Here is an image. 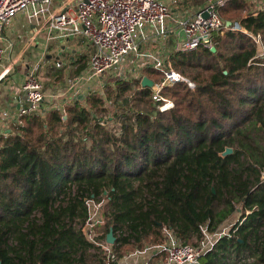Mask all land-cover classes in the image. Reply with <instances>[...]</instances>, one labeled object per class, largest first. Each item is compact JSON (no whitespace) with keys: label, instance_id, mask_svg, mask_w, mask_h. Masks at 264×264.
<instances>
[{"label":"trees","instance_id":"16d2710c","mask_svg":"<svg viewBox=\"0 0 264 264\" xmlns=\"http://www.w3.org/2000/svg\"><path fill=\"white\" fill-rule=\"evenodd\" d=\"M205 2L183 0L193 11ZM219 14L244 31L214 34L216 52L200 45L173 56L175 69L199 85L194 93L183 83L165 88L174 108L160 111L142 80L159 83L162 75L145 68L141 78L116 80L104 96L77 97L66 115L49 107L1 133L0 264H94L92 250L102 251L84 231L90 200H107L104 229L120 233L117 261L130 249L162 244L168 228L185 244L193 235L203 240V229L218 233L234 202L245 219L235 228L239 236L225 234L198 264H224L230 247L258 243L264 165L245 167L242 159L254 144L263 159L254 152L251 159L264 164V52L253 39L260 35L264 47V0H228ZM237 144L243 151L222 155ZM220 195H229V207L215 212Z\"/></svg>","mask_w":264,"mask_h":264},{"label":"built area","instance_id":"2783aa9c","mask_svg":"<svg viewBox=\"0 0 264 264\" xmlns=\"http://www.w3.org/2000/svg\"><path fill=\"white\" fill-rule=\"evenodd\" d=\"M227 1L207 0L196 11L189 9L180 13L175 10L178 0H0V63L9 49L7 45L4 47L6 29L16 17L25 15L35 25V36L45 33L48 41H69L77 37L87 40L91 51L87 67L90 78L118 71L130 58L133 59L129 72L132 69L135 72V64L144 61L145 68L154 69L162 75V80L154 83L151 89L153 99L162 102L158 108L164 112L174 108V103L162 95L165 88L178 83L185 84L193 93L199 88V85L175 69L173 56L180 51L194 50L200 45L213 48L216 33L244 31L239 24H232L220 16L219 9ZM171 36L183 37V40L172 47L167 55L142 49L143 44L154 38L166 39ZM253 39L259 47L262 46L260 35L253 36ZM56 66L61 68L62 64L57 62ZM36 72L37 68H34L23 84L26 107H20L16 114L3 115L4 120L12 118L11 124H22L24 117L41 111L45 95ZM77 88L75 82L70 83L75 97L81 92L77 93ZM90 202L93 203V200L88 201L89 206ZM99 222L96 223V218L90 213L86 227L93 229ZM168 229H165L162 244L146 247L134 255L149 253L152 258L166 252L167 257L156 264H198L200 258L212 251L225 235L215 233L216 238L208 244L205 239L209 233L204 230V239L199 245L193 246L181 242ZM88 233L91 234V231ZM93 243L101 246L108 257L102 264H118L108 244Z\"/></svg>","mask_w":264,"mask_h":264},{"label":"rangeland","instance_id":"374dc122","mask_svg":"<svg viewBox=\"0 0 264 264\" xmlns=\"http://www.w3.org/2000/svg\"><path fill=\"white\" fill-rule=\"evenodd\" d=\"M181 1L177 2V5H175L177 12L181 13V12L189 10V9L192 10L191 8L186 9L183 2H181ZM241 15H242V17L247 16V11L242 12ZM17 18H22V15L18 16ZM224 20H226V19H224ZM28 21L31 22L29 19H28ZM34 33H35V31H34ZM30 36H32L31 33H29V35L25 36L26 42L28 41V38ZM18 40H19V46L18 47L22 49V47H23L22 42H21L22 39H18ZM47 41H48L47 35L45 33L40 34L36 38L35 45L33 46V48L31 50H29V52H27V55L24 56L25 57L24 58L25 63L30 64V67H32V69L37 68L38 71L40 69L45 71V72L43 71L44 72L43 75L38 76L39 81L46 84L45 86H48V87L49 86H52V87L56 86V87L66 88L65 85L67 83H69V81L74 80L75 84H77L78 80H81L77 86L78 87L77 91H81L79 93V95L86 96V97H88L90 95L104 96V93L107 92L108 87L113 89L116 80H118L119 78H121V79L125 78V79H128L131 81V79L133 80L136 78H141L145 74L144 69H145L146 65H145L144 61H140L139 63L137 62L135 64L136 65V71L135 72L133 71V69L131 72H129V70L131 68L130 64H131L132 59H133V58H130V59H128V63L121 66V68L118 71H112V72L107 73V74L100 76V77L90 78V74L87 72L89 59H88L87 55H82V54L81 55L80 54H74L73 59L71 58L70 54L68 56H64V57L61 56L59 59V62L62 64V67L58 68L56 66L58 61H57L56 55L53 51H55V49H57L61 46L62 40H54L52 42L49 41L48 43H47ZM84 44H85V42H84ZM45 47H47L46 52L44 51ZM150 48L151 49L154 48L155 50L160 49L158 44H155V45L152 44V45H150ZM259 51H260V55L263 54L264 47L260 46ZM47 55L50 56V59L47 58ZM131 57H133L132 54H131ZM28 60H31V61H28ZM190 81H192V80H190ZM52 87H50V88H52ZM111 107H112L111 103H109L107 105V108L111 109ZM109 115L110 114H108V113L101 114V116H103V118H105V119H107L109 117ZM107 126L112 127L113 124H107ZM259 135H262V134L260 133ZM257 137H259V139H260L261 136H257ZM237 143H240V142H237ZM261 146H262V151L264 153V140L261 141ZM251 148H252L251 149L252 151L244 150L245 152L243 155H244L245 160L242 159V161H243L242 166H244V163H245L246 164L245 167H251L252 166V167L260 169L264 164H262L261 160L257 163L254 160H252L250 153L254 152L255 154H257L258 157L259 156L261 157V155H260L259 151L257 150L256 145L252 144ZM229 149L232 150L231 153L228 151ZM238 150L243 151V148H240L239 144H237L234 149L233 148H227L226 151L224 153H222V155L225 156V155L234 154V153H237L236 151H238ZM261 159H263V158L261 157ZM234 168H239V164L235 165ZM237 171H239V170H237ZM244 176L247 178L251 177L250 172L247 171ZM254 177L255 176L253 175L251 177V179L253 180ZM262 179H264V170H262ZM212 188H214V191L216 193L215 187L212 186ZM105 194H107V192ZM141 196L144 197V194H141ZM221 196L222 195L219 196L220 197L219 202L214 204L215 212H220L224 208L226 209L229 207L228 204L226 203V200H227L229 195H225V196H223V198H221ZM58 204H60V203L57 202L56 205H58ZM106 204H107V200H104L101 204H97L94 201H93V203L90 202V206H89L90 213L96 218V223L98 220L100 221L98 224H96V226L93 229L90 227L85 228L86 237L92 243L97 241L98 237H105L104 240H100L97 242L107 244V235L108 234L107 235L105 234V229H104V226L106 225V220L104 218V213L106 211V207H105ZM63 205H66V202H64ZM234 207L236 209L235 213H233V215L228 220H226L225 222H223L219 226V230H218L217 234H220V233L221 234H229V232L232 230L233 234L236 235L235 237L239 236L237 229H235V228L237 226H242V224L244 223L245 219H243V214H244L243 213V207L240 204H237L236 202H234ZM246 214H248V213H246ZM40 217H41V215L37 214V219H40ZM168 230L172 231V229H168ZM203 230H206V229H203ZM89 231H91V234L88 233ZM217 234H214V235L207 234L208 236L205 239V242L208 244L213 242V239L216 238ZM255 234L257 235V237H259L257 244H255L254 242L251 241L250 248H247V249L241 250V251L236 250L234 248V246L230 247L229 253H228V255H226V259L224 260V264H254L255 261L264 258V225L260 229H258V231H256ZM115 237H116V239H118L120 237V233L118 232L117 236H115ZM191 238H192V240H191L192 242L190 243V245L197 246L200 244L198 242V238L196 235H193ZM154 245H156V244L147 243L142 250L130 249L121 258L118 259L117 263L118 264H134V262H135V264H156L155 262L157 260L161 259V261H162L164 258L167 257L166 252L159 254L157 256V258H151L149 253L137 255V256L134 255L135 252L143 251L146 247H152ZM109 246L111 247V250L114 253V255L116 256V258H118L117 253H115L113 246L112 245H109ZM101 251H102V255H99L98 254L99 252H95L94 250H92L93 253H96L98 255L96 258L91 259V261L94 264H100L99 263L100 261L101 262L103 261L102 263L107 261L108 257L106 255V253L104 252V250L102 248H101Z\"/></svg>","mask_w":264,"mask_h":264},{"label":"crops","instance_id":"0c3cea01","mask_svg":"<svg viewBox=\"0 0 264 264\" xmlns=\"http://www.w3.org/2000/svg\"><path fill=\"white\" fill-rule=\"evenodd\" d=\"M180 1L181 0H178V2ZM181 2H183V0ZM29 33H31L32 36H30L28 38V41L26 42L25 36L29 35ZM35 34H36V30L34 23L29 22L28 18L25 15H22V18L16 17L12 25L9 26L5 31L6 40L4 42V47H6L7 45L9 46V49L0 63V135L2 132L11 131L10 126L12 125L11 123L13 121L12 118H8L7 120L6 119L4 120L3 115L5 113H9L10 115L16 114V112L20 109V107H26L27 105V102L25 101L26 96L23 91V84L25 83L27 77L30 75L32 70H34V68L32 69V67H30V64L25 63L24 56L27 55V52H29V50H31L35 45V40L39 36V35L35 36ZM18 39H22L21 40L23 45L22 49L18 47L19 46ZM54 40H49V41L52 42ZM182 40L183 37L179 38L172 36L167 37L166 39L154 38L150 42L143 44L142 49L145 52H155L160 55H167L172 49V47H174L176 44L178 45V43L181 42ZM49 41H47V43ZM152 44L154 45L158 44L160 49L159 50H155L154 48L151 49L150 45ZM89 49L90 47L87 40H85L83 37H77L69 41H62L61 46L55 49V51L53 52L55 53L57 61L59 62L61 56L64 57V56H68L69 54L72 59L74 58L73 56L74 54L87 55L89 59V54L91 52L89 51ZM46 50L47 47H45L44 51L46 52ZM258 51H259V47H258ZM259 55H260V51H259ZM47 58L50 59V56L47 55ZM40 70L38 71L37 69L36 72L37 78L39 75H43L45 72L44 70L41 71ZM71 82L74 83V80L69 81V83L65 85L66 88L56 87V86L48 87L45 86L46 84L40 82L43 86V91L45 95L44 103L41 105V110L44 111L49 107H56L61 109L63 112L65 110V106L72 104L78 96L75 97L74 96L75 91H72L70 89ZM79 82L80 81L78 80L76 87L78 86ZM80 97L82 96L79 95V98ZM152 258H157V256ZM159 261L160 260H157L155 263H158Z\"/></svg>","mask_w":264,"mask_h":264},{"label":"water","instance_id":"95a60500","mask_svg":"<svg viewBox=\"0 0 264 264\" xmlns=\"http://www.w3.org/2000/svg\"><path fill=\"white\" fill-rule=\"evenodd\" d=\"M211 50H212V52H216V49L214 47L211 48ZM153 85H154V82L151 79H149L148 77H144L143 78V80H142V86L144 88H151V87H153ZM228 151L230 153L232 152L231 149H229ZM213 192H214V190H213ZM116 241H117V239H116V237L114 235V231H113V229H111L110 232H109V234L107 235V244L113 246L116 243Z\"/></svg>","mask_w":264,"mask_h":264}]
</instances>
